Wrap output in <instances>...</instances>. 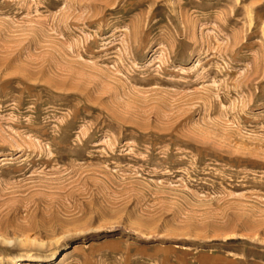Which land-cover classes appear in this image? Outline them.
Segmentation results:
<instances>
[{"label": "rangeland", "instance_id": "374dc122", "mask_svg": "<svg viewBox=\"0 0 264 264\" xmlns=\"http://www.w3.org/2000/svg\"><path fill=\"white\" fill-rule=\"evenodd\" d=\"M0 264H264V0H0Z\"/></svg>", "mask_w": 264, "mask_h": 264}]
</instances>
